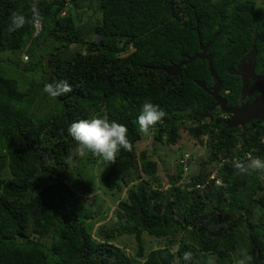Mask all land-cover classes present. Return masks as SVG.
I'll return each mask as SVG.
<instances>
[{
  "label": "trees",
  "instance_id": "trees-1",
  "mask_svg": "<svg viewBox=\"0 0 264 264\" xmlns=\"http://www.w3.org/2000/svg\"><path fill=\"white\" fill-rule=\"evenodd\" d=\"M92 2L98 18L80 24L78 10ZM255 3L0 0V52L6 55L0 62L16 73H0V264H233V255L241 259L244 253L252 256L250 264H264V173L238 174L234 167L249 162L245 152L264 159V120L226 127V113L196 84L211 82L205 60L182 65L177 75L163 70L208 43L212 70L237 93L227 69L249 49L252 37L264 57V0ZM33 5L40 30L34 34L28 23L10 32L12 13L32 21ZM59 81L73 91L53 99L43 88ZM47 101L49 109L38 112ZM145 102L166 113L150 131L154 140L165 145L176 140L181 117L191 137L200 143L204 138L208 157L184 179L185 185L202 187L155 188L164 182L156 176L157 163L135 146ZM103 116L127 126L132 149H121L114 164L104 161L102 185L117 192L125 188L114 225L92 234L88 222L98 217L78 186L91 190L82 172L97 157L76 155L69 164L77 143L67 129L80 119ZM177 163L165 182L180 178ZM214 166L222 184H204ZM123 234L135 241L133 260L113 243ZM143 234L166 242L144 252Z\"/></svg>",
  "mask_w": 264,
  "mask_h": 264
},
{
  "label": "rangeland",
  "instance_id": "rangeland-1",
  "mask_svg": "<svg viewBox=\"0 0 264 264\" xmlns=\"http://www.w3.org/2000/svg\"><path fill=\"white\" fill-rule=\"evenodd\" d=\"M255 6L259 5V0H255ZM95 4L92 2L89 7L85 9H79L81 12V23L86 24L93 22L96 18H98V11H93ZM60 15H62L60 13ZM88 35V34H87ZM52 44L51 41H49ZM47 44V41H43L41 43V47L44 48ZM79 44H76L77 47ZM5 52V51H4ZM65 52V51H63ZM12 55V54H11ZM6 55L4 53L1 54L0 57L4 59ZM11 57V56H10ZM20 58L23 62L27 61L28 58L25 53L20 55ZM45 60V59H43ZM0 73H3L8 76L15 77V67L5 66L3 62H0ZM22 85L20 88L24 89L26 86ZM52 104L50 101L43 102L40 106V113H45L49 109V105ZM181 124L178 127V138L169 143V145H165L162 142L154 140L151 132L147 135L142 134L139 140L135 143L136 150L140 151L144 149L148 157L154 160L157 163L156 176L159 180L164 181L166 179V175L175 171V163L178 162V159L183 155H188L189 160L187 161V170L188 174H194L200 168V162L206 160L208 157V147L204 142V138L202 140L203 143H200L195 138L191 137L188 134V130L186 129L187 120L181 117ZM175 141V142H174ZM103 164L104 160L101 158H96V161L91 165L85 167V170L82 172V176L87 185L91 186L90 191H86L81 185L78 186L81 190V194L85 199V202L89 204L90 209L94 208L101 204V209L96 215L95 219H90L88 223H91L92 229L91 233H94V230L97 228H109L114 225L115 220V205L119 198L123 197V187L121 192H117L115 190L106 189L101 181L100 176L103 172ZM209 165H207L208 167ZM74 176V175H73ZM114 181L120 183L119 175L114 177ZM100 214V216H98ZM95 234V233H94ZM142 240L144 244V252H147L149 249L156 247H163L166 240L165 238H155L149 236L147 234L142 235ZM113 243L121 247L130 258L134 257L135 250V241L131 235L123 234L121 236H116L113 240ZM174 248V245L171 246V249ZM234 261L233 264H238L240 260L239 255H233Z\"/></svg>",
  "mask_w": 264,
  "mask_h": 264
},
{
  "label": "clouds",
  "instance_id": "clouds-1",
  "mask_svg": "<svg viewBox=\"0 0 264 264\" xmlns=\"http://www.w3.org/2000/svg\"><path fill=\"white\" fill-rule=\"evenodd\" d=\"M33 11L34 16L32 21H29L23 14L13 12L10 18L11 25L9 31H16L28 23H39L40 17L35 11V5H33ZM43 91L54 99L71 93L73 89L67 81H59L57 83L45 84ZM165 115L166 113L158 105L145 102L137 118L140 133L149 134L151 130L155 129L162 122ZM67 131L77 143V147L66 158L69 164L72 163L76 155L83 156L86 153H91L109 164H114L121 149L126 151H131L132 149V142L128 138L127 126L115 120L110 121L107 116L80 119L71 123ZM234 167L238 170V174H248L253 171L264 173V159L249 157L247 164L237 162ZM190 257V252L184 254V259L187 260ZM252 259L251 255L244 253L243 258L238 261V264H250Z\"/></svg>",
  "mask_w": 264,
  "mask_h": 264
},
{
  "label": "water",
  "instance_id": "water-1",
  "mask_svg": "<svg viewBox=\"0 0 264 264\" xmlns=\"http://www.w3.org/2000/svg\"><path fill=\"white\" fill-rule=\"evenodd\" d=\"M206 47L207 44L204 45L199 44L198 52L192 54L189 57L186 54H182L185 57V60L180 61L177 64H169L165 66L163 70L168 75L171 76L177 75L180 72V67L182 65L191 62L196 58L200 60H205L207 63L208 73L212 79V85L211 87H206L202 80L196 81V84L203 91H205L211 96V98L214 101V104L217 105L222 112L229 115L228 118H226V120L224 121L226 127L230 128L236 126H243L245 123H247L252 119L264 120V74L258 77L252 74L253 62L251 63V60L253 61L255 55L254 46H252V48L247 54L240 57V59L236 63L237 69L233 73L239 74L241 70V62H243L244 59L248 58L250 60V64L248 65V76H250V78L253 81V86H254L253 88L256 89L259 92V94L252 102L236 107L226 106L224 99L220 95H218L220 80L211 68V55L205 53ZM241 86H242L241 91H243L245 87L244 82L241 84ZM100 209H101V204H98L94 209L93 216H96L100 211Z\"/></svg>",
  "mask_w": 264,
  "mask_h": 264
},
{
  "label": "flooded vegetation",
  "instance_id": "flooded-vegetation-1",
  "mask_svg": "<svg viewBox=\"0 0 264 264\" xmlns=\"http://www.w3.org/2000/svg\"><path fill=\"white\" fill-rule=\"evenodd\" d=\"M250 33L253 34V31L250 30ZM254 40H255V38L252 37V42L250 44L249 49L246 52L242 53L239 56V58H237V60L234 62V64H233L232 67H230V68L227 69V73L229 75L234 76V78L231 80V82H234L235 81L236 83H238L237 93H234L232 95V93H230L229 86L228 87L225 86V83H222L220 81L218 95H220L224 99L225 104L228 107H236V106H241L243 104L250 103L259 94V92L256 89L253 88L254 87L253 86V81L250 78V76H248V65L250 64V60L248 58L247 59H244L243 62H241V70H240V73L239 74H234L233 73L237 69L236 63L240 59V57L243 56V55H245V54H247L250 51V49L252 48V46H254V48H255V55H254L253 61L251 60V63L253 62V66H252V72L253 73L252 74L254 76H256V77L262 76L264 74V57L262 55H259V52H261V49H259V48H257L255 46ZM205 44H207L205 53L210 54V53L207 52L208 43H205ZM201 45H204V44H201ZM229 71H231V72H229ZM210 80H211V82L208 83V85H205L206 87H211V85H212V79H211V77H210ZM228 80H230V78H228ZM243 82L245 84V87H244L243 91H241L242 90L241 84ZM226 115H227L226 118H228L229 115L228 114H226ZM253 120H259V119H252L250 121H253ZM250 121H248V122H250Z\"/></svg>",
  "mask_w": 264,
  "mask_h": 264
},
{
  "label": "built area",
  "instance_id": "built-area-1",
  "mask_svg": "<svg viewBox=\"0 0 264 264\" xmlns=\"http://www.w3.org/2000/svg\"><path fill=\"white\" fill-rule=\"evenodd\" d=\"M64 4H66L67 2H69V0H63ZM64 11H61V14H63ZM33 27H34V34H36L39 30H40V24L39 23H33ZM243 158H249L251 157L250 153L245 152L242 155ZM187 159H188V155L183 154L179 159H178V166L181 169V173H180V178L174 182L173 184L168 183V182H163V184L161 186L155 187L156 189L160 190V191H166L169 187L173 186H178L180 189H186V190H190L192 187H202L203 184L200 183H196L194 184V186H190V185H185L184 184V179H186L188 177V173L186 172L187 170ZM174 173V171L172 172V174ZM171 174V173H170ZM208 180H213V184L215 185H220L222 184V181L220 178H218L216 176V169L215 166L210 168V172L207 175L206 180L203 181V183H207ZM170 264H173V262H170Z\"/></svg>",
  "mask_w": 264,
  "mask_h": 264
}]
</instances>
